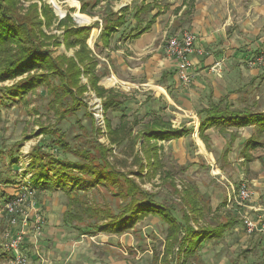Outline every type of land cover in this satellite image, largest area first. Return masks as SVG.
Returning a JSON list of instances; mask_svg holds the SVG:
<instances>
[{
	"label": "trees",
	"instance_id": "trees-1",
	"mask_svg": "<svg viewBox=\"0 0 264 264\" xmlns=\"http://www.w3.org/2000/svg\"><path fill=\"white\" fill-rule=\"evenodd\" d=\"M21 1L28 4L24 6ZM32 1L0 0L1 56L10 51V60L6 63L0 61V82L26 74L0 90V101L16 97L22 99L43 87L51 96L48 110L58 123L81 107L87 110L84 98L90 91L101 100L108 144L96 139L90 148L72 147L67 143L65 132L52 125H40L38 134L43 137L30 150L31 161L26 169L30 177L26 187L34 193L62 192L67 198V210L62 220L77 229L80 235L107 232L119 236L134 228L138 221L156 217L166 226V231L162 257H154L152 264H185L194 258L202 244L222 238L240 221L228 212L213 211L209 197L201 193L196 184L177 181L172 171L165 169L161 143L189 136L191 130L173 128L160 116L142 122L136 115L129 122L125 109L129 98L118 89H105L98 85L106 69L100 66L97 55L109 47L115 36L135 40L148 31L160 11L150 15L148 21L143 16L158 8L156 1L153 4L142 1L132 7L126 5L117 11L108 5L100 21L87 26L74 23L71 9L59 20L43 0ZM76 1L80 4L81 14L94 17L90 10L103 0H95L91 5L86 0ZM179 10L177 8L175 13ZM184 12L189 13L183 11L182 14ZM94 28L99 29V35L93 51L87 40ZM45 30L60 34H47ZM59 47L65 51L72 50L73 55L55 54L53 48ZM51 79L57 81L56 85H51ZM82 79L86 82L83 83ZM255 108L257 105L253 103L239 110L233 109L226 98H221L217 104H211L198 113L199 138L208 149L209 139L205 135L208 129L226 133L230 129L250 126L254 133L245 142L242 156L245 163L251 162V151L264 145V112ZM108 112L120 114L116 126H112L106 117ZM87 114L91 129L98 135L101 129L96 126L92 112L87 111ZM115 150L122 155H115ZM69 154L75 160L67 159ZM226 155L227 151H224L221 157L225 159ZM4 156V151L0 150V160ZM6 157L9 166L16 165L17 157L10 151ZM191 165L196 166L195 163L181 166L182 171ZM157 176L159 184L170 189V196L161 201L156 199V192L142 187L145 181ZM8 183H12L8 177L0 176V185ZM90 192L100 195L89 197ZM0 197L7 201L15 198L2 190ZM108 198L115 205L116 212ZM85 218L96 223L86 224ZM74 222L76 224L73 225ZM3 258L0 255V260Z\"/></svg>",
	"mask_w": 264,
	"mask_h": 264
},
{
	"label": "rangeland",
	"instance_id": "rangeland-1",
	"mask_svg": "<svg viewBox=\"0 0 264 264\" xmlns=\"http://www.w3.org/2000/svg\"><path fill=\"white\" fill-rule=\"evenodd\" d=\"M43 1L51 7L49 0ZM86 1L88 5H91L95 0ZM142 1L151 4L156 1V6L158 7L150 13L144 14L143 19L145 21H148L150 15L158 13V11H160L159 18L164 15V19L168 18L165 27L171 21L169 19H173L168 28V37L192 33L196 40L195 32L192 29V21L193 16L197 14L204 17L203 25H206L204 26L205 31L211 33L219 42L223 43V41H226L233 46V49L237 45L239 51L247 50L250 53L249 56L254 54V51L264 49V0H103L94 9L90 10L95 15L94 17L81 14L79 12L80 4L76 0H54L59 12L56 11L55 6V10L53 7L51 9L59 20L60 14L65 13L66 15L67 10L71 9L73 12L70 13V16L73 15L77 21L75 23L73 20L74 23L78 26H86L93 21L99 20L103 10L108 5L114 11H117L125 5L132 7ZM33 2L36 1L33 0ZM21 3L24 6L28 4V2L25 3L24 1H21ZM179 5H181L180 7L185 5L184 11L189 13H175ZM38 6H40L39 3ZM45 32L52 35L60 34V32L53 30L51 32L45 30ZM98 33V29H92L90 35L96 38ZM87 43L93 46L92 40H88ZM164 50L166 52L165 47ZM199 50L202 51L201 56L208 57L210 50ZM53 51L55 54L65 53L67 56L73 55L72 50L65 51L63 47L53 48ZM102 53L104 56L105 52ZM9 60V50L4 56H1L0 53V61L2 63H6ZM219 60L214 62L210 69L219 64L215 70H220L224 59ZM238 60L239 62L234 59L232 62L230 61L233 63L231 66L232 70H237L239 74L237 87L232 91L237 103L235 108L240 109L244 105L248 106L255 102L257 103L256 110L262 111L264 110V65L247 63L244 58ZM100 63L104 62L100 61ZM249 67L261 69L259 72H255L256 74L253 77L251 76L253 74L243 77L242 71L250 70ZM106 72L103 77L106 76ZM25 76L26 74L14 80L0 82V90ZM176 78L181 84L187 85L190 83V79L188 83H183L178 78L177 73ZM113 80L111 77L110 80H106V83L109 85ZM82 82L85 83L86 80L82 79ZM56 83L55 79H51V85H56ZM137 89L131 88L129 92H126L128 90L118 88L119 91L129 98L125 108L127 120L131 122L132 117L137 115L142 122H146L154 116V113L151 114L149 113L150 111L141 112L142 104H138L139 102L143 104L148 102L151 105L152 96L145 95L146 92L142 88H139L140 91ZM95 99L100 101L101 105V100L94 93L87 92L84 102L87 104L88 109L81 107L75 114L67 116L58 123H55L54 116L48 110L49 107L47 105L51 100V96L43 87L38 88L33 93H28L22 99L16 97L0 101V150H3L5 154L0 160V176L2 178L8 177L12 181L11 184H1L0 190L9 197H15L13 200L8 201L0 197V255L4 257L0 260V264H12L13 255L7 253L4 249L5 242H7L5 239L6 234H8L7 239L10 242L20 236L18 252H20V257L23 259L21 264H152L154 257H162L166 226L158 218L146 217L138 221L134 228L119 236L107 232L80 235L77 229L65 224L62 220L63 213L67 210V198L62 192L34 193L26 187V181L30 177V172L26 170L31 161L30 150L34 145L40 143L39 141L43 137V135L38 134L40 125H52L65 132L67 143L72 147L90 148L97 140L102 144H108V142H104L107 141L105 137L106 129L98 126L102 123L98 124V120L94 116L95 124L99 130L101 129V132L96 135L90 126L87 111L94 114L92 105ZM106 117L112 126H116L119 123V113L108 112ZM137 129L138 127L134 128V131ZM225 138L227 139V137ZM262 140L264 141V137ZM162 145V162L165 169L172 171L171 173H173L177 181L183 180L196 184L199 191L209 197L211 208H214L215 203L212 199L218 195L220 183H217V180L212 178L210 168L204 163V166H200V168H197L198 165H191L183 172L181 166L195 163L192 160L196 161L197 156L191 155V153L189 155H183V153L175 154L172 146H168L166 143ZM9 151L17 157L15 166H9L8 164L6 155ZM114 154L117 156L122 155L118 150H115ZM229 156L230 162L224 164V170H221L223 174H220L222 179L219 178V181L228 180L230 182L231 179H238L236 177L238 174L230 164L232 159H236L238 155L236 151H233ZM67 159L75 160L71 154L67 155ZM197 160V163H203L198 157ZM241 181V183L238 182V185L246 184V181ZM159 182L157 176L151 181H145L142 187L148 191L156 192V199L161 201L170 196V189L168 190V188L160 185ZM178 184L180 185L177 182ZM216 185L219 187L218 189ZM88 194L89 197H98L100 195L96 192ZM109 201L114 212H116L115 205L111 200ZM219 206L221 209L222 207L224 208L225 204L223 206L220 204ZM9 208H12V212H10ZM230 210L226 211L240 221L237 225L239 227L238 232L229 230L222 238L202 244L194 258H190L185 264H264L263 249L259 250L257 246L249 243V238L246 237L248 234H245L244 231L241 221L242 214H237L238 210H236V207H232ZM239 212H243L242 209ZM243 213L245 214V212ZM24 221L26 222L24 223ZM85 223H96V221L85 218Z\"/></svg>",
	"mask_w": 264,
	"mask_h": 264
},
{
	"label": "crops",
	"instance_id": "crops-1",
	"mask_svg": "<svg viewBox=\"0 0 264 264\" xmlns=\"http://www.w3.org/2000/svg\"><path fill=\"white\" fill-rule=\"evenodd\" d=\"M180 6H178L180 8L178 12L182 14L185 10V5ZM164 18L165 15L160 18L157 17L150 29L138 39L127 40L117 36L111 39L109 47L102 50L105 55L103 56L102 52L97 55L98 59L104 62L100 66L107 70L106 76L102 77V80L100 79L101 81H99L98 85L105 89L122 88L123 90H128L126 92H129L131 88H138L137 90L139 91V88L144 89L145 95L152 96L153 101L151 105L148 102L144 104L139 102L138 105L142 104L141 112L150 111L149 113H154V116H160L163 120L169 121L173 128L180 129L184 127L191 130L189 136L162 142L161 145L166 143L168 146H172L175 154L183 153V155H189L191 153V155H196L203 161L201 164L197 163V157L196 161L192 160L197 163V168L204 166V163L210 168L212 178L217 180V183H220L218 195L212 196V200L215 203V207H212V210L217 209L220 213L225 214L226 210L229 211L232 207H236L233 204V200L238 186L241 185H238V182L244 180L246 181L245 185L252 191L253 195L242 211L251 219L262 216L264 220V145L251 151L253 160L245 163L242 152L245 142L254 133L252 127L230 129L226 133L210 128L205 132L209 139V148L207 149L199 138L200 117L198 114L211 104H217L221 98H226L233 109L239 110V108H235L237 103L232 94V91L237 87L239 74L237 70H232L231 66L233 63L231 62L233 59L239 62L238 59L243 58L246 59L245 62L247 63L253 62V59L260 51H254V54L249 56L250 53L247 50L239 51L237 45L233 49V46L226 41H223V43L219 42L211 33L205 31L204 26L206 25H203L204 17L195 14L192 21V29L196 35L194 48L195 50L205 49L210 51L208 52V57L201 56L197 52L189 56L191 64L188 69L190 83L187 85L181 84L176 78L174 62L166 55L164 50L165 39L169 36H167L168 28L173 19H169L171 21L165 27L168 18ZM207 25L209 26V24ZM98 35L96 38L90 35L88 39L93 41V46L87 43L88 47L93 51ZM219 59H224L220 70L210 69L214 62L220 61ZM249 69L245 70V72L242 71L243 77L248 76V74H253L251 75L253 77L261 68L249 67ZM111 77L114 80L108 85L106 80H110ZM144 86L146 89L143 88ZM253 103L257 105V103ZM104 142L107 143V141ZM231 150L232 152L236 151L238 155L230 163L238 174L236 176L238 179H231L230 182L228 180L219 181L222 179L221 175L223 172L221 170H224V164L230 162L229 155L232 153L230 152ZM224 151H227L225 159L221 157ZM216 187L217 189L219 188L217 185ZM219 193L221 194L219 195ZM220 204L222 206L225 204L224 208H221L222 210L224 209L223 211L219 208ZM236 210H238L237 214L240 213L238 207H236ZM237 225L231 231L236 230L238 232L239 227ZM245 234L247 233L245 232ZM246 237L249 238V243L264 251V233H254Z\"/></svg>",
	"mask_w": 264,
	"mask_h": 264
},
{
	"label": "built area",
	"instance_id": "built-area-1",
	"mask_svg": "<svg viewBox=\"0 0 264 264\" xmlns=\"http://www.w3.org/2000/svg\"><path fill=\"white\" fill-rule=\"evenodd\" d=\"M194 43L195 36L192 33H184L181 36L172 35L166 39V54L173 60L177 76L183 83H188L190 79L188 74V69L191 66L189 56L194 52H197L200 55L202 54L201 50H195ZM250 63L264 65V49L260 50L258 55H256L253 59V62ZM218 65L219 64L214 66L212 70H215ZM92 106V111L94 112L93 116L96 120H98V124L102 123L98 126L104 128L103 112L101 110L100 101L95 99ZM252 195V191L245 184H241L238 186L233 204L239 209H243L245 204L252 198ZM9 210L12 212V208H9ZM240 215L243 227L248 235H252L254 233H264V220L262 216H258L256 219H251L246 213L244 214L243 212H240ZM25 222L26 221H24V223ZM7 238L8 234L5 235V239L7 240L4 245L5 251L13 255L11 260L12 264H21L23 259L20 257V252H18L21 240L20 236L11 242Z\"/></svg>",
	"mask_w": 264,
	"mask_h": 264
},
{
	"label": "water",
	"instance_id": "water-1",
	"mask_svg": "<svg viewBox=\"0 0 264 264\" xmlns=\"http://www.w3.org/2000/svg\"><path fill=\"white\" fill-rule=\"evenodd\" d=\"M51 7H53V9L55 10V8H54V5L53 4H51ZM65 16V13H62V14H60V19L61 18H63ZM71 17L73 18V20L75 21V23L77 22L76 20H75V18L73 17V15H71Z\"/></svg>",
	"mask_w": 264,
	"mask_h": 264
},
{
	"label": "bare ground",
	"instance_id": "bare-ground-1",
	"mask_svg": "<svg viewBox=\"0 0 264 264\" xmlns=\"http://www.w3.org/2000/svg\"><path fill=\"white\" fill-rule=\"evenodd\" d=\"M51 4H53L56 8V11L59 12V8L56 6V3L54 2V0H49Z\"/></svg>",
	"mask_w": 264,
	"mask_h": 264
}]
</instances>
